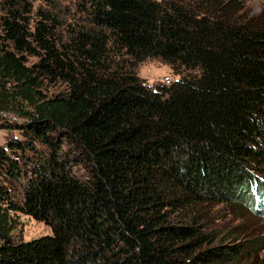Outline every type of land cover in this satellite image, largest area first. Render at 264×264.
Here are the masks:
<instances>
[{
	"label": "trees",
	"instance_id": "obj_1",
	"mask_svg": "<svg viewBox=\"0 0 264 264\" xmlns=\"http://www.w3.org/2000/svg\"><path fill=\"white\" fill-rule=\"evenodd\" d=\"M69 1L71 22L0 1V129L20 137L0 147V264L258 257L264 236L215 232L207 208L264 195V8ZM151 60L179 79L148 86ZM17 214L51 235L14 242Z\"/></svg>",
	"mask_w": 264,
	"mask_h": 264
},
{
	"label": "rangeland",
	"instance_id": "obj_2",
	"mask_svg": "<svg viewBox=\"0 0 264 264\" xmlns=\"http://www.w3.org/2000/svg\"><path fill=\"white\" fill-rule=\"evenodd\" d=\"M1 1V0H0ZM32 5V16L38 17L40 10L52 11L63 22H71L70 14L74 12V2L69 0H53L52 5H48L46 0H27ZM181 2H199L201 5H209L214 1L221 3H234V7L244 14L257 15L264 8V0H179ZM2 3H0V16L2 14ZM64 33V29L60 30ZM0 36L2 34L0 33ZM34 59H31L33 61ZM137 73L148 86L159 84H169L178 80L180 76L175 75L167 66L158 61H146L137 68ZM9 136L19 137L17 132H7L0 129V147H5ZM264 183V177L256 175ZM260 201L256 204V209H235L232 206H219L217 208H207V215L210 221H215V232H220L224 236L229 232L247 231L253 237L264 236V195L259 196ZM13 230L11 231L14 242H29L45 236L51 235V229L42 222H38L29 216L17 214L14 217ZM245 264H264V251L258 257H253Z\"/></svg>",
	"mask_w": 264,
	"mask_h": 264
}]
</instances>
